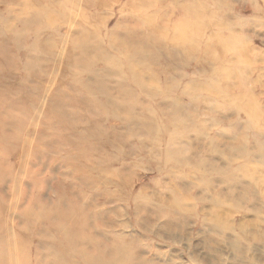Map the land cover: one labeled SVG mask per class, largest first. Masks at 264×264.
<instances>
[{"label": "rangeland", "instance_id": "rangeland-1", "mask_svg": "<svg viewBox=\"0 0 264 264\" xmlns=\"http://www.w3.org/2000/svg\"><path fill=\"white\" fill-rule=\"evenodd\" d=\"M49 1L52 10L40 12L46 0H0V103L6 94L17 110L25 106L17 116L24 114L35 128L43 122L47 143L60 144L56 130L68 129L76 144H66L71 153L61 160L56 146L33 143L39 152L32 159V167L40 169L38 183L23 170L24 150L9 158L0 154V233L13 239L16 232L8 224L19 223L31 243L43 242V221L32 216L26 221L21 210L52 201L81 206L80 213L85 208L88 232L132 248L138 259L152 264H264V135L254 140L241 134L245 93L264 105V0H224L221 7L210 1L214 17L192 44L169 43L175 49L172 63L168 51L150 61L128 49L116 59L108 46L119 44L127 28L157 32L150 25L154 19L172 29L184 14L180 0L154 8L145 0ZM34 25L41 27L38 43L68 50V42L82 38L76 62L69 63L60 47L49 54L33 46ZM94 25L104 41L112 39L108 46L88 32ZM193 44L197 49L191 52ZM182 55L191 58L182 61ZM124 61L141 69L143 90L131 91ZM165 64L177 84L172 89L165 84ZM192 82L200 85L201 97L188 93ZM49 94L52 102L62 103L64 115L48 109ZM44 109L52 117L46 113L42 119ZM81 148L101 149L112 160L97 168L93 158L81 154L85 164H77L72 156ZM21 179L29 192L24 198L15 188ZM59 187L67 194L57 195Z\"/></svg>", "mask_w": 264, "mask_h": 264}, {"label": "bare ground", "instance_id": "bare-ground-1", "mask_svg": "<svg viewBox=\"0 0 264 264\" xmlns=\"http://www.w3.org/2000/svg\"><path fill=\"white\" fill-rule=\"evenodd\" d=\"M73 1L74 0H62V4L72 3ZM102 1L103 3H106L110 0ZM145 1L146 3L151 5L152 8H154L153 5L156 3H161L163 5L168 1L172 3L175 0ZM210 1L214 2L220 7L224 5V0H180L178 1V4L184 14H181L177 22L171 26L173 27L172 29L165 27L166 25L159 23L157 19H154L150 21V25L151 27L157 29V32H154L151 29L144 30L143 28H127L126 30H124L125 36L121 38V42L116 45L115 43H113L114 46L111 44L112 47L108 46V43H110L109 41H111L112 39L107 40V42L104 41L101 36H99V25H94L93 29L88 30V32L92 34L97 41L107 43L108 48L113 49L112 57H116V59L121 51L128 49L131 51V54H140L142 56H146L147 54L150 61L155 60L162 53L168 51L170 52V57L167 63H172L173 59H176L175 53H172L175 52V49L171 47L169 43L179 42L184 45L192 44L197 34L201 31L200 27L206 25L214 17V12L209 5ZM84 2L87 5L88 2L91 3V0H84ZM215 4L213 5L216 7ZM53 6L54 4L51 1L46 0V2L40 3L38 8L40 12H50ZM57 6H61L60 1L57 3ZM78 12L84 13V10H79ZM34 17L36 18V16ZM85 19L89 21L86 16ZM32 20L33 18L29 19L27 23L30 22V24H32ZM34 32L33 46L38 48L40 51L48 52L50 54L56 49V47H60L58 46V43H38V40L36 38L41 33L40 26L34 25ZM12 35H15V38H17L16 30L13 31ZM163 38H167L170 42H166L165 40H163ZM16 42L18 44V39L16 40ZM68 43L70 44L68 50H64L62 49V47H60L59 49L64 52L62 53L64 58H69V63H75L77 58L74 55V51L78 48V46H81L82 38H76L75 40ZM116 46L118 48V51L116 49ZM189 48V51L194 52L197 49V46L193 44L190 45ZM81 52L85 54L83 48H81ZM182 57L184 58V60L180 59L179 57L178 58L182 61L187 62L191 58L188 55H182ZM116 59H112L111 62L117 65L118 62H116ZM27 61H29V59H27ZM7 62L8 59L6 58V63ZM123 64L124 69L122 72L125 77H129L127 79L131 81V84L129 85L131 91L137 88H141L143 90L144 76L142 75V71H140L141 69L136 67L134 64L129 63L128 61H124ZM167 65L168 64H165L164 66L166 70L165 84L167 85L168 89H172L173 87L177 86V84L174 78L169 74V68ZM127 69L129 71H127ZM25 71L28 73V76H31V71ZM123 88L128 89L124 86ZM204 88H206V86H204ZM199 89L200 85L193 83V91L191 90L188 93L194 94L193 92H196V94L194 95L195 97L199 98V96H202L198 93ZM2 92V87L0 85V99L2 97ZM245 95L247 100L245 101L243 107L247 112V118L244 127H242L241 134L246 138L258 140L261 135H264V105H259V103L256 101L255 95L250 91H247ZM23 96L28 98L26 94H23ZM53 96V94L50 95L48 109L55 114L58 111L61 115H64L62 110H60V107L63 106L62 103L52 102ZM175 98V102H177L176 104L180 105V99L178 97ZM29 99L30 101L35 103L34 98ZM202 100H206V98L204 99V97H202ZM9 101L10 100H8V97L5 94V101L3 103H0L2 105L0 106V112H6L5 115H2L0 113V147L2 148L0 154L3 157L7 156V158H9L16 150H24L26 152V157L23 163V170L26 172V175L28 177L33 178L32 180L36 179V182L34 183H38V175H40V169L32 167V159L34 157H37L39 152L37 149L33 148V143L37 140L41 141L42 143L46 142L47 135H45L40 130L44 128L43 122L41 128H35L31 126L29 124V119L23 116L24 114H22L21 116H17V114H21V111L25 113V106L23 110H17L15 106H12L13 103ZM192 107L194 106L190 105L187 107V109L191 111L190 109L193 110ZM48 109L43 110L42 119L46 113L48 117H52V112L49 113ZM56 132H58L57 134L60 135V144L57 141L53 142V140L52 142H46V144H48L50 147L56 146L59 149V152L62 153L61 160H66V157L70 156L69 154L71 153V151L69 150L70 147L68 148L66 144L69 143L70 146H72L76 143H74L70 137L68 138V129H66V131L56 130ZM28 136H30V138ZM231 141L233 142L236 140ZM92 145L93 143L90 142L91 147ZM234 146H237V144H235ZM83 149L84 148L79 149V152L77 151V153H74L72 156V159H74L77 164H85V159L81 156V154H88L89 157L93 158L97 168L99 166H103L106 161L112 160L111 157L107 155L105 151H101V149L99 150V153L89 150H86L88 152H85ZM260 151L261 161L264 162V151ZM252 156V152L246 154V157L248 158ZM3 157L0 158V176L3 173V166L1 163ZM47 161H49V159ZM22 181L23 180L21 179L19 187H15L19 191L18 195L20 198H24L26 197V195H29L28 189L26 185L22 184ZM42 182L43 181H39L40 184H44L41 186H45V182ZM70 188L71 187L69 185V189ZM58 191L59 193H57V195L61 197L67 194V191H61L60 187ZM32 194L42 199L41 201H45L44 195L41 196L38 192L35 191ZM73 200L75 201V197H73ZM73 200L71 201L74 202ZM29 201L30 200H28V202ZM41 201L40 203H42ZM31 207L32 206H30L29 204L23 207L21 210L23 213L21 215L26 218V221L29 220L31 216L33 219H37V221H43L42 227L44 228V233L42 236H39V238H41L43 242L39 241V243H36L34 245L30 242L31 238L29 239V237L23 233V228L19 226V223L8 224V227L14 230L16 232V235L13 239H9L8 237H6L8 232L6 235L0 233V264H152L150 261L148 262L138 259L134 249L124 247L117 244L116 242H107V240L103 239L101 236L92 233L93 231H91V233L88 232V214L84 213L85 208L83 207L81 208L82 213H80L79 208L81 206L67 205L64 203L54 204L51 201L47 206L42 203L40 209L37 208L34 210L33 207ZM74 208L77 209L75 212ZM7 221V218H5L3 221H1L3 222L1 225L5 227ZM85 228L87 229L86 231ZM1 229L2 228L0 227V230ZM38 232L40 233V231Z\"/></svg>", "mask_w": 264, "mask_h": 264}]
</instances>
